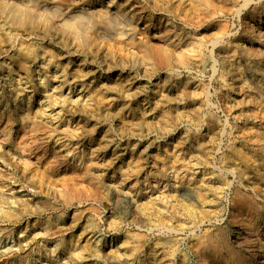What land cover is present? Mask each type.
Here are the masks:
<instances>
[{
  "label": "rangeland",
  "instance_id": "374dc122",
  "mask_svg": "<svg viewBox=\"0 0 264 264\" xmlns=\"http://www.w3.org/2000/svg\"><path fill=\"white\" fill-rule=\"evenodd\" d=\"M0 264H264V0H0Z\"/></svg>",
  "mask_w": 264,
  "mask_h": 264
},
{
  "label": "bare ground",
  "instance_id": "6f19581e",
  "mask_svg": "<svg viewBox=\"0 0 264 264\" xmlns=\"http://www.w3.org/2000/svg\"><path fill=\"white\" fill-rule=\"evenodd\" d=\"M56 4H57V3H56ZM108 5H109V4H107V6H108ZM7 6H8V5H7ZM54 7H55V6H54ZM56 7H57V6H56ZM56 7H55V8H56ZM52 8H53V7H52ZM56 10H57V9H56ZM117 11H118V10H117ZM86 16H87V15H84V14H76V15L70 16V19L67 21V23H68V24H73V25L76 24L77 22H79V23L81 22V23H82V22H84V20L86 19ZM105 16H106V15L103 14L102 17H105ZM87 18H88V17H87ZM28 19H29V18H28ZM28 19H27V20H28ZM102 19H103V18H102ZM102 19L100 18V22H101V25H102V26H104L106 29H109V28H111V29H113V30L115 29V28H114L115 26H114V24H113L112 22H111V24H110L109 22L106 23V22H104V20H102ZM25 21H26V19H25ZM25 21H24V22H25ZM22 23H23V22H22ZM67 23H66V24H67ZM81 26H82V25H81ZM70 27H71V26H70ZM73 27H74V26H73ZM104 27H103V28H104ZM112 27H113V28H112ZM115 30H119V29L116 28ZM115 32H116V31H115ZM117 34H118V33H117ZM119 34H120V33H119ZM119 34H118V35H119ZM22 49H23V48H22ZM25 50H26L25 53H24V54L22 53L23 55L30 53V51H29L30 49H27V48H26ZM20 54H21V52H20ZM23 55H22V56H23ZM29 55H30V54H29Z\"/></svg>",
  "mask_w": 264,
  "mask_h": 264
}]
</instances>
